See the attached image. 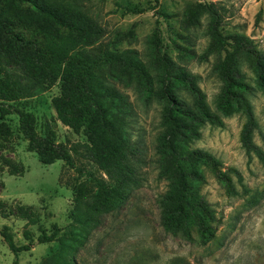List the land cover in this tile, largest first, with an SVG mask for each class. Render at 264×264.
Listing matches in <instances>:
<instances>
[{
    "label": "trees",
    "instance_id": "obj_1",
    "mask_svg": "<svg viewBox=\"0 0 264 264\" xmlns=\"http://www.w3.org/2000/svg\"><path fill=\"white\" fill-rule=\"evenodd\" d=\"M116 4L125 13L154 10L167 22L168 35L157 20L148 36L146 60L131 47L136 25L110 36L85 0H0V68L7 76L0 80L2 91L8 99L17 100L59 82L61 93L53 98L58 118L87 138L84 143L59 144L46 151L48 141L37 134L34 114L17 108L30 148L40 153L44 164L63 160L76 167L75 157H81L101 172L81 174L86 179L74 185L76 198L67 229L61 234L62 228L54 224L50 232L39 234V243L57 242L42 264H78V251L104 216L120 210L143 184L149 161L156 163L158 176L167 185L158 197L163 228L189 241L215 237L219 217L202 192L206 169L225 184L229 195L240 194L236 180L243 189L246 184L239 170L224 169L210 151L193 147L206 124L225 126L221 114L208 103L199 75L175 58L195 55L191 30L201 27L204 18L209 42L202 57L215 58L213 70L222 83L219 106L227 115H245L242 145L264 164V133L260 131V145L254 139L260 124L248 96L253 89L251 77L243 69L246 65L264 92V49L243 30L230 27L223 0L191 2L180 19L162 7L161 0H119ZM263 15L264 8L257 21ZM172 21L179 22L181 30ZM129 90L145 102H163L155 158H145L141 143L133 139L136 110ZM20 209L26 213V207ZM0 213L5 218L11 215L2 206ZM26 218L27 224L38 222L31 214ZM24 235L29 242L18 244L7 226L0 230V237L16 255L13 264H21L19 254L33 245L31 231L26 229Z\"/></svg>",
    "mask_w": 264,
    "mask_h": 264
},
{
    "label": "rangeland",
    "instance_id": "obj_2",
    "mask_svg": "<svg viewBox=\"0 0 264 264\" xmlns=\"http://www.w3.org/2000/svg\"><path fill=\"white\" fill-rule=\"evenodd\" d=\"M119 0H85L91 13L98 14L99 21L107 28L110 36L136 25L137 37L131 47L140 51L147 59V38L157 20L167 34V22L161 14L149 10L141 14L125 13L117 6ZM145 2L146 0H132ZM217 0H161L168 12L178 14L180 19L191 2ZM228 8L227 22L243 30L264 49V15L257 21V14L264 8V0H223ZM181 30L179 22H174ZM203 25L191 30L195 55L177 57L178 62L189 71L199 75L202 89L212 109L221 114L225 126L206 124L203 136L193 144L194 148L210 151L223 162V168L234 167L241 172L246 188L236 180L239 195H229L225 184L211 169H206L207 182L202 187L205 197L216 209L219 221L215 237L209 241L197 238L189 241L180 235L166 231L161 225L158 197L166 188V182L158 176L154 161H149L144 170L143 184L134 189L127 203L104 220L90 236L77 255L78 264H264V164L249 155L241 142V131L246 121L242 112L225 114L219 106L221 81L213 70L215 58L202 57L209 42ZM16 66V64H13ZM248 95L260 124L254 134L255 141L263 145L260 131L264 133V92L254 82ZM0 68V80L6 79ZM0 84V206L11 215L0 213V230L8 227L18 244L28 243L24 232L31 231L33 245L30 250L19 254L21 264H42L57 242L39 243L42 230L50 232L54 224L62 228L61 234L71 221L76 191L74 185L86 179L87 172H101L88 159L75 157L76 167L63 160L52 164L40 161V153L29 146L21 129L17 108L32 112L36 118L37 134L48 141L46 151L56 149L59 144L84 143L83 131L77 132L65 125L53 105V98L61 93L60 83L31 97L10 100ZM135 106L133 139L141 143L145 158H155L154 145L161 129L159 99L145 102L129 90ZM149 160V159H148ZM80 168L84 173H81ZM26 207V213L20 208ZM38 218L36 224H27L26 214ZM15 253L0 237V264H13Z\"/></svg>",
    "mask_w": 264,
    "mask_h": 264
}]
</instances>
